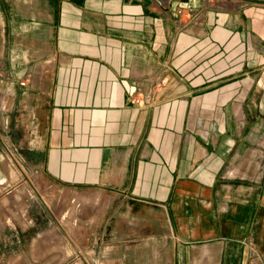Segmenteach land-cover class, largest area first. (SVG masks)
Returning <instances> with one entry per match:
<instances>
[{
    "label": "crops",
    "instance_id": "0c3cea01",
    "mask_svg": "<svg viewBox=\"0 0 264 264\" xmlns=\"http://www.w3.org/2000/svg\"><path fill=\"white\" fill-rule=\"evenodd\" d=\"M16 2L7 24L39 49L6 84L5 140L38 185L99 189L164 219L170 252L153 264H264V171L244 176L237 133L227 144L206 128L264 54V0ZM6 168L0 157L1 181ZM7 198L0 264L23 245Z\"/></svg>",
    "mask_w": 264,
    "mask_h": 264
},
{
    "label": "rangeland",
    "instance_id": "374dc122",
    "mask_svg": "<svg viewBox=\"0 0 264 264\" xmlns=\"http://www.w3.org/2000/svg\"><path fill=\"white\" fill-rule=\"evenodd\" d=\"M12 1L15 10H9ZM16 1L0 0V157L8 167L0 194L8 196L5 204L13 212L10 239L14 245L23 244L14 247V264H22V255L23 264H153L156 254L164 258L170 252L168 243H161L167 231L164 219L150 217L147 208L124 207L99 189L39 186L35 171L25 169L18 151L6 144V84L24 80L23 69L39 49L37 41L22 39L21 26L7 24L9 13H21ZM250 61L244 75L238 73L237 105L221 106V120L206 123V128L221 130L227 144L237 141L234 165L244 176L258 177L264 171V54ZM205 92L213 97L212 91ZM22 223L24 232L19 233Z\"/></svg>",
    "mask_w": 264,
    "mask_h": 264
},
{
    "label": "built area",
    "instance_id": "2783aa9c",
    "mask_svg": "<svg viewBox=\"0 0 264 264\" xmlns=\"http://www.w3.org/2000/svg\"><path fill=\"white\" fill-rule=\"evenodd\" d=\"M143 104H144V102L146 103L147 102V98L146 97H144L143 99H142V101H141Z\"/></svg>",
    "mask_w": 264,
    "mask_h": 264
}]
</instances>
